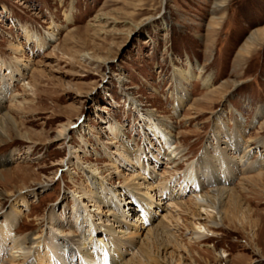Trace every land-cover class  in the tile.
Masks as SVG:
<instances>
[{
    "label": "rangeland",
    "instance_id": "obj_1",
    "mask_svg": "<svg viewBox=\"0 0 264 264\" xmlns=\"http://www.w3.org/2000/svg\"><path fill=\"white\" fill-rule=\"evenodd\" d=\"M0 103L14 123L0 135V233L10 239L0 264L26 237L63 264H87L98 238L127 244L134 228L138 237L112 257L125 262L146 248L150 264H264V0H0ZM217 119L224 130L214 137ZM235 129L251 150L240 161L222 143ZM126 145L141 168L119 158ZM172 152L173 164L163 157ZM190 165L198 194L229 188L218 214H202L219 223L209 231L198 229L192 189L183 188ZM94 171L117 194L129 179L141 190L164 184L150 222L136 195L132 211L93 207ZM18 261L33 264V255Z\"/></svg>",
    "mask_w": 264,
    "mask_h": 264
},
{
    "label": "bare ground",
    "instance_id": "obj_2",
    "mask_svg": "<svg viewBox=\"0 0 264 264\" xmlns=\"http://www.w3.org/2000/svg\"><path fill=\"white\" fill-rule=\"evenodd\" d=\"M217 7H219V5H217ZM27 36H28V34H27ZM251 41H252V37L249 38V43ZM246 45H248V44L246 43ZM19 49H20L19 46H13L14 52L19 53L20 52ZM185 75L186 74L179 73V75L177 77L179 84L181 86H183L182 85L183 82L187 81L188 76H185ZM181 91L182 92L184 91L183 87H181ZM184 99H185L184 95L180 96L178 98L179 103H182V101H184ZM7 111L5 112L2 109V106L0 103V135L1 136H6L7 130L10 127L11 128L14 127L13 126L14 123L12 121V118L9 116V113ZM261 112L262 111L260 109L256 116L257 117L260 116L262 114ZM217 120H218L217 121V128L215 130V133H214L215 136L214 137H216L217 135H221L222 131L224 130V124L222 122H220V119H217ZM157 127L159 128V126H157ZM237 130L236 129L234 130L237 133V134H235V136H233L231 133L229 134V132H226V134L228 135V138L226 141L224 140L222 143L226 144L227 147H230L231 148L230 150L233 151L232 152L233 154L239 152L240 155L239 154L238 155H239V158H240L239 161H240L243 158H247L248 152L251 150L248 149L247 146L240 147V145H242V144H240V139H241L242 133L240 134V132ZM158 143L161 146V142H158ZM257 148L264 150V141L261 142V145L257 146ZM133 153L134 152L130 151L129 146L126 145L121 150H119V158L122 161L128 162L129 165H132V163H131L132 160L136 159L137 160V166H139L141 168L142 162H141L138 154H136L133 157ZM163 157H165L166 160L169 161L171 164L174 163V153L173 152L171 154H168V153L164 154ZM218 158H220V156ZM205 159H206V157H204V162H205ZM3 161H6V158H0V165L3 164ZM225 165H226V162H223L220 159L219 164H218V166L220 167L219 170L220 171L222 170V172H225V170H226ZM249 165H251V164H249ZM257 166L261 170L264 169V156L260 157L259 161H257ZM204 167L206 169V173L209 174V177L207 176V178L210 180V176H212V174H214V171H212V170H215V169L211 168L209 163L204 164ZM198 169L196 168V165H194V168H193V165H190L188 167L187 172L184 173V182L186 183V185L184 184L185 186H183V188L188 189V190L192 189L193 204L196 207V211L193 214V218L198 221V224H197L198 229H203L205 231H209V227L211 225L212 226H218L219 223H217V221L211 222L208 217L203 218L202 214L204 212H206V213L209 212L208 209H212L213 211H215L216 214H218L219 211L217 210L218 208L216 207V201L219 202L220 198H222L224 195H225V197L228 196L229 188L228 189L227 188H222V189L217 188L215 192H214V190L213 191L211 190V191L203 192L202 194L201 193L198 194L199 188L197 187L196 182H195L196 176H197V171H199ZM248 169H249V167H248ZM94 174H96L95 171L93 172V176L91 175L92 176L91 179L95 178L94 181L96 183V188L99 190V192L95 193L94 194L95 196L93 195L91 197L92 198L91 202H93V207L95 206L96 209L100 211L101 204L106 205L109 208H111L110 209L111 215L113 214L114 211H117L118 209H120L121 206L127 208L129 211H132L133 202L132 201L129 202L128 200H130V198H134V196L136 195L140 198L138 209H140V211H143L145 213V215H146L145 219L150 222V219H149L150 209H152V207L156 205L155 204L156 197H157L156 195L159 194V191L156 188L161 186V188L164 189V191H167L166 186L164 184L158 182L157 180L155 181V184H153L156 186L152 185V186H149V187L141 190L139 184L133 183L136 179H129V180L124 181L125 194H120L122 192L117 194V192L111 190L108 186L103 184L102 181H98V179L95 177L96 175H94ZM261 174L262 173H259V174H257V176H261ZM217 180H219V178ZM189 183H192V185L189 186ZM160 191H161V189H160ZM92 193L93 192L90 189H88V191H84L83 192V199L86 196H88L89 194L91 195ZM169 195H172V194L170 193ZM121 196H123V197L127 196L128 199H124L125 204H122L123 200L121 199ZM166 196H167V194H166ZM158 197H160V195ZM19 202H21V207L26 203L24 197H20ZM17 204L18 203L14 202V204L11 205L10 210H11L12 216H19L20 215L21 210L19 209ZM157 205H160V203ZM121 214H122V216L126 215L125 212H122V211H121ZM88 216H90V221L92 218H94V216H92L90 214V212H89ZM123 217H125V216H123ZM163 219H165V217ZM146 220H145V222H146ZM200 220H201V222H200ZM91 222H94V221H91ZM113 222L121 224L122 221H120V219H118L117 217H113ZM134 222L138 223L140 221L138 219H135ZM92 226H94V225H92ZM163 226H164V224H163ZM163 226H162V228H163ZM126 227H127V225H126ZM134 229L136 231L129 233V241L127 242V244L122 242V241L114 240L113 238L110 241L106 240L105 238H98L97 242L99 245V252L100 253H97L95 251L92 255L87 254L86 256H84L85 257L84 260L87 262V264H150L151 259L147 255L148 252H147L146 248L142 249V250L140 248H138L136 251H137V254L139 253V258L136 256H132L131 258H129L125 262H122L121 254H117L116 258L111 256L113 250H114V252H116L115 249L116 250L119 249L120 246L121 247H126L127 245L131 246L132 238H134L135 236L138 237V235L140 234V228L139 229L134 228ZM7 230H9V231L14 230L12 227V223L8 226ZM91 231H92V236H94L95 233L99 231V229L98 228L96 229V227H95ZM110 231H111L110 229H106L103 232H110ZM192 234H193L195 240H200L204 237V235L201 231H195ZM6 235H7V232H6V234L0 233V254L4 251V248L2 245L6 244L10 240V239L8 240V236H6ZM145 235L147 236L146 239L149 241V243L154 240L158 244L159 234L153 228H148L145 232ZM150 237H152V238H150ZM150 239H152V240H150ZM109 243H111V244H109ZM49 247H51V246L49 245ZM161 247H162V249H161L162 251L166 250V246H161ZM47 249H48V247H46L45 249L43 248V245H41V243L39 242V239H32V238L30 239L29 237H26L20 243H13V246H11V244H10L9 250H10L11 256H10L8 262H10L11 264H18L19 259H22L25 261V260L31 258V255H33V260H34L33 264H63L60 262L61 261L60 257L59 258L57 257V259H54L55 255L57 253V250L48 251ZM15 254H17V255L14 256ZM80 264H82V262Z\"/></svg>",
    "mask_w": 264,
    "mask_h": 264
}]
</instances>
